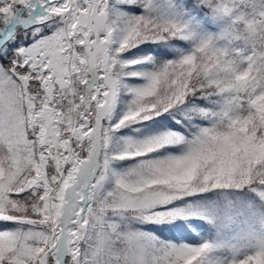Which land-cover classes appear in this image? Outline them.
Returning a JSON list of instances; mask_svg holds the SVG:
<instances>
[{"label":"snow or ice","instance_id":"6c2138e0","mask_svg":"<svg viewBox=\"0 0 264 264\" xmlns=\"http://www.w3.org/2000/svg\"><path fill=\"white\" fill-rule=\"evenodd\" d=\"M0 264H264V0H0Z\"/></svg>","mask_w":264,"mask_h":264},{"label":"trees","instance_id":"16d2710c","mask_svg":"<svg viewBox=\"0 0 264 264\" xmlns=\"http://www.w3.org/2000/svg\"><path fill=\"white\" fill-rule=\"evenodd\" d=\"M158 227H160V226H158Z\"/></svg>","mask_w":264,"mask_h":264}]
</instances>
